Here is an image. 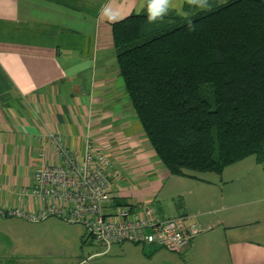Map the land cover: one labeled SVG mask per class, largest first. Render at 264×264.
Instances as JSON below:
<instances>
[{
    "label": "crops",
    "instance_id": "0c3cea01",
    "mask_svg": "<svg viewBox=\"0 0 264 264\" xmlns=\"http://www.w3.org/2000/svg\"><path fill=\"white\" fill-rule=\"evenodd\" d=\"M156 1L0 0V208L34 212L41 206L22 188L31 186L37 166L60 162L48 138L57 134L76 155L91 141L110 156L121 174L112 179L111 208L151 202L158 216L188 215L186 224L197 216L204 230L181 251L122 242L103 253L81 224L0 214V264H38L33 254L43 250L53 257L61 240L86 243L82 252L87 259L102 257L98 264H126L127 254V264H264V205L232 212V188L264 202V184L240 183L247 170H264V162L247 156L219 176L171 174L130 104L111 24ZM230 167L232 177L226 179Z\"/></svg>",
    "mask_w": 264,
    "mask_h": 264
},
{
    "label": "trees",
    "instance_id": "16d2710c",
    "mask_svg": "<svg viewBox=\"0 0 264 264\" xmlns=\"http://www.w3.org/2000/svg\"><path fill=\"white\" fill-rule=\"evenodd\" d=\"M150 11L111 24L117 67L157 158L171 174L264 162V0L188 15Z\"/></svg>",
    "mask_w": 264,
    "mask_h": 264
},
{
    "label": "built area",
    "instance_id": "2783aa9c",
    "mask_svg": "<svg viewBox=\"0 0 264 264\" xmlns=\"http://www.w3.org/2000/svg\"><path fill=\"white\" fill-rule=\"evenodd\" d=\"M48 138L60 162L37 166L31 186L22 188L24 196L37 198L41 206L34 212L0 208L2 216H17L30 222L55 216L68 223L81 224L87 236L103 247V253L122 242L181 251L204 230L197 216H191L188 224L185 223L188 215L162 218L151 202L111 208L112 179H120L121 174L112 168V159L104 149L86 141L80 156L60 135L50 134Z\"/></svg>",
    "mask_w": 264,
    "mask_h": 264
},
{
    "label": "rangeland",
    "instance_id": "374dc122",
    "mask_svg": "<svg viewBox=\"0 0 264 264\" xmlns=\"http://www.w3.org/2000/svg\"><path fill=\"white\" fill-rule=\"evenodd\" d=\"M184 2L181 3L180 0H169V9L168 12H170V10H173L179 14H183V15H188L191 14L195 11H207L209 10L213 5H217V4H221V3H225L228 0H207V7L206 8H201L199 5V0H183ZM156 5H157V1H156ZM154 6L152 8H150L148 10L144 9V10H140V12L142 11H154ZM166 13V16L168 15ZM249 160L251 158V160L254 159V155H249ZM248 162V161H246ZM245 164H248L246 163ZM252 162V161H250ZM244 164V163H242ZM240 167V165H236V167ZM235 167V168H236ZM233 167H230L229 169H226L223 173L224 178H228V177H232V170ZM258 170V169H257ZM257 170H253L252 173L249 172V170H247L246 175H249L248 177L243 178V182L240 181V183L243 184H247V185H252L254 186L256 184V187H261V185H263V178L264 177L262 174L260 173H264L263 169H259V171ZM190 173H194L196 174V176H201V177H211V176H219V174L215 173H207V172H193V171H189ZM262 180V181H261ZM239 181L234 182L232 184V187L238 186ZM231 187V188H232ZM262 188V187H261ZM264 189V188H263ZM234 188H232V212L237 210V209H243V208H253L256 206H263L264 202L259 201L258 199L261 197L258 194H248L247 196H242V195H238L235 194L234 192ZM179 199L175 197L174 201V205L177 204V202ZM197 220L199 222H201L200 218H197ZM202 223V222H201ZM30 241V240H29ZM86 242V240H85ZM93 244V243H91ZM95 245V244H93ZM56 248L57 251L55 252V256L51 257V255H46V253L43 252V250L41 252H32L34 253L33 255L35 256L37 254V256H33L31 259L32 260H36V262L39 264V261L41 264H76L79 260L81 259H85V261L90 262V264H98V262H100L99 260L102 259V257H94V258H90L87 259L85 257V255H87V253L82 252V250H84L85 247H87L88 245L86 243H81L79 240H75V242H68L67 240H61L56 242ZM128 256L124 259L125 262L127 264V259H130L131 255L127 254ZM57 256V257H56ZM57 259V260H56Z\"/></svg>",
    "mask_w": 264,
    "mask_h": 264
},
{
    "label": "clouds",
    "instance_id": "9594fccd",
    "mask_svg": "<svg viewBox=\"0 0 264 264\" xmlns=\"http://www.w3.org/2000/svg\"><path fill=\"white\" fill-rule=\"evenodd\" d=\"M157 5V8L149 13L151 21H156L168 12L169 0H157ZM199 5L201 8H206L208 6L207 0H199Z\"/></svg>",
    "mask_w": 264,
    "mask_h": 264
},
{
    "label": "snow or ice",
    "instance_id": "6c2138e0",
    "mask_svg": "<svg viewBox=\"0 0 264 264\" xmlns=\"http://www.w3.org/2000/svg\"><path fill=\"white\" fill-rule=\"evenodd\" d=\"M157 6H158V5H154V9H156V8H157Z\"/></svg>",
    "mask_w": 264,
    "mask_h": 264
}]
</instances>
